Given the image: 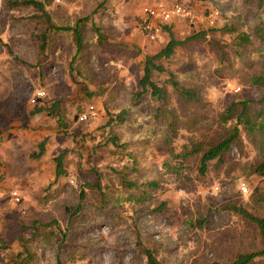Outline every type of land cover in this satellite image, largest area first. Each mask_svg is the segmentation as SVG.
Masks as SVG:
<instances>
[{"label": "rangeland", "instance_id": "1", "mask_svg": "<svg viewBox=\"0 0 264 264\" xmlns=\"http://www.w3.org/2000/svg\"><path fill=\"white\" fill-rule=\"evenodd\" d=\"M28 1L0 0V151L10 156L0 159V264H147L146 247L163 264H224L260 250L256 224L224 209L237 200L264 216V204L255 206L250 197L264 188V179L251 174L262 159L260 133L241 125L242 145L233 146L222 165L210 162L205 175L199 156L177 155L188 136L214 133L217 115L232 100H252V116L261 119L256 115L264 111V87L252 78L264 71V39L255 33L264 23V4L165 0L186 3L199 19L171 23L173 36L185 43L156 60L163 71L154 70L152 79L167 92L157 100L150 92L139 96V81L147 59L170 34L164 30L151 39L139 18L158 0H38L47 14ZM211 8L220 10L214 24L207 19ZM83 17L88 19L79 21ZM48 19L78 26L80 45L73 31L48 30ZM226 24L236 32H223ZM243 31L251 41L238 53L234 34ZM172 79L195 88L203 103L184 107ZM56 102L60 122L34 113ZM91 105L97 116L81 121ZM18 127L25 145L13 140ZM5 131L11 133L5 137ZM45 138V153L34 157ZM62 152L68 173L54 182L55 157ZM121 170L139 186L126 187ZM250 264H264V257Z\"/></svg>", "mask_w": 264, "mask_h": 264}, {"label": "trees", "instance_id": "2", "mask_svg": "<svg viewBox=\"0 0 264 264\" xmlns=\"http://www.w3.org/2000/svg\"><path fill=\"white\" fill-rule=\"evenodd\" d=\"M161 0L156 1L154 4ZM181 2V1H180ZM28 3L33 4L37 7L43 14H47L45 10V5L38 0H29ZM264 4V0H258V5L262 6ZM220 11L218 8H215ZM220 13V12H219ZM48 17V16H47ZM88 18L83 17L79 21L84 22ZM78 24V23H77ZM171 24L165 25L164 30H167L170 34V41L168 44L160 50L158 53L154 54L153 56L149 57L146 61L144 67V74L139 81V85L141 90L139 92V96H142L148 92L155 97L157 100H163L166 98L167 92L166 89L157 84L153 79V71H163V67L161 65L156 64V60L161 58H169L175 52L177 46L183 45L185 41L177 40L172 32H171ZM66 30V31H73L78 44L80 45L82 41V34L80 33L78 26L71 27V26H56L48 19V30ZM223 32H236V26L232 24H226L223 28H221ZM256 35L260 39H264V23L261 26H258L255 30ZM205 35V31L195 34L190 38H201ZM46 33L41 35L43 42L41 43V51L45 50L46 47ZM188 38V39H190ZM251 41V36L247 32H238L234 34V42L237 46V52L241 53L243 50L242 48L249 44ZM241 49V50H240ZM253 84L264 87V71L261 73L254 75L252 78ZM173 86L178 93L180 100L185 104L184 107H191L193 104H201L203 103V98H201L200 94L195 88L186 87L181 85L176 79H172ZM40 99V98H39ZM251 104L252 100L250 99H242V100H232V102L226 106V108L220 112L217 117L216 121L218 123L217 129L214 130V133H209L206 131L204 136H200L201 138H197V136H188L190 143L184 146L183 152L177 155H180L183 159H187L193 156H199V173L201 175H205L210 167V162L216 161L215 166H220L222 163L225 162V156L229 153L233 146H241L243 143L242 135H241V128L240 126H244L247 131L253 133L258 131L262 136V144H260V153L262 154V159L259 161H255L256 163L252 165L251 174L253 176L259 177L264 179V111L260 110V112L256 115V117H261L260 120L257 122L254 120V116H252L251 112ZM161 111V109H159ZM46 112L51 117L57 118L59 122L62 120L61 114L59 113V104L56 102L51 106H44L36 108L34 113H42ZM162 112L165 114L166 110L162 108ZM161 112V113H162ZM119 119L122 120V118ZM115 119H111L110 121H114ZM235 121V123H232ZM111 122V123H112ZM109 123V122H108ZM169 125L173 128V131L176 130L174 127H177L172 121L169 122ZM212 131V130H211ZM48 138H45L39 144V151L34 153V157H41L45 153L46 142ZM109 142L112 144L118 145V138L117 136L109 137ZM65 155L66 152L60 153L58 156L55 157V179L54 182L58 181L60 177L67 175V169L65 167ZM126 171L121 170L119 173H125ZM123 183L126 187L133 188L138 187L139 185L133 179L127 178L124 174ZM157 182H150V185L155 186ZM241 185V184H240ZM85 196V191L81 190L80 197L83 199ZM250 197L253 199V203L255 206H260L264 204V188H259L258 190H254ZM164 203L163 202V206ZM82 207L81 204L78 205V209ZM161 209V208H159ZM224 209L228 211L234 212L239 216H243L248 218L252 222L256 224L258 227V232L260 234L262 240V248L260 250L254 252H247V253H240L237 257L230 263L224 264H250L253 262L257 257H264V216H258L254 214V212L249 211L247 207H245L242 203L237 200H230L228 204H225ZM260 210V209H259ZM207 222V218L204 220H198V226L202 227L204 223ZM145 255L147 257V264H163L162 261L158 258L157 254L155 253L154 249L152 248H145ZM58 264H61L59 261Z\"/></svg>", "mask_w": 264, "mask_h": 264}, {"label": "built area", "instance_id": "3", "mask_svg": "<svg viewBox=\"0 0 264 264\" xmlns=\"http://www.w3.org/2000/svg\"><path fill=\"white\" fill-rule=\"evenodd\" d=\"M219 11L211 8L207 15L208 23L214 24L215 19L219 17ZM175 18L184 19L190 23H197L199 17L186 3L175 1L172 4H167L165 0H161L156 4L148 5L143 8L139 18L140 29L145 32L151 39H156L163 31L165 25H170ZM44 92H39V96H43ZM35 101V100H34ZM97 116V111L94 105H91L87 111L80 114L81 121H87L90 118ZM243 191H247L245 182L241 183ZM16 202L21 201L20 194L17 190L12 192Z\"/></svg>", "mask_w": 264, "mask_h": 264}, {"label": "crops", "instance_id": "4", "mask_svg": "<svg viewBox=\"0 0 264 264\" xmlns=\"http://www.w3.org/2000/svg\"><path fill=\"white\" fill-rule=\"evenodd\" d=\"M37 115H39V114H37ZM39 117V116H38ZM28 121V120H27ZM22 124H24V123H22ZM20 126V125H19ZM25 126H26V124H25ZM31 127L32 126H29V129H27V132H29V130H31ZM5 128H6V126H5ZM24 128V127H23ZM28 128V127H27ZM4 130V129H3ZM44 130V129H43ZM0 131H1V128H0ZM22 131H26L25 130V128L24 129H22ZM39 131H40V133L43 135V133L41 132V128L39 129ZM21 131L19 130V127H18V130L16 129L15 130V132L13 133V135H15V134H17V135H19L18 136V138H16V139H13V140H15V143H17V145H21L20 143H23V145H25L26 143L25 142H22V133H20ZM6 133H9L8 131L6 132H4V134H5V137H6ZM11 133V132H10ZM9 133V134H10ZM45 135H47V134H49V132H45L44 133ZM12 135V134H11ZM24 139V138H23ZM26 139V138H25ZM28 141V140H27ZM5 149V148H4ZM5 153V152H4ZM3 152H2V150L0 151V159L1 160H6L7 161V159L10 157L9 155H7L6 153L4 154ZM9 154V153H8ZM3 168V166L1 165V162H0V168ZM1 170V169H0ZM3 173H4V171H3V169L1 170V175H3ZM0 175V176H1Z\"/></svg>", "mask_w": 264, "mask_h": 264}]
</instances>
